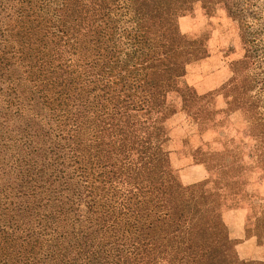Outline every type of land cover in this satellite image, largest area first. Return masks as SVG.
<instances>
[{"label":"trees","instance_id":"trees-1","mask_svg":"<svg viewBox=\"0 0 264 264\" xmlns=\"http://www.w3.org/2000/svg\"><path fill=\"white\" fill-rule=\"evenodd\" d=\"M190 10L188 0H0V80L12 105L27 92L42 117L37 198L55 209L49 238L0 240V264H251L223 217L247 208L222 210L209 181L177 175L207 163L169 124L184 111L200 125L190 103L208 92L185 80L208 57L180 28Z\"/></svg>","mask_w":264,"mask_h":264},{"label":"rangeland","instance_id":"rangeland-1","mask_svg":"<svg viewBox=\"0 0 264 264\" xmlns=\"http://www.w3.org/2000/svg\"><path fill=\"white\" fill-rule=\"evenodd\" d=\"M188 3L191 10L181 17L180 28L208 57L190 64L185 80L208 92L204 100L190 103L200 125L193 111V117L181 111L169 124L175 138L186 137L189 150L202 145L204 180L218 194L222 210L247 208L248 235L264 244V0ZM11 91L0 80V240L9 234L25 240L49 231L51 225L43 226L55 209L47 194L44 204L37 198L38 182L44 183L36 180L45 151L38 137L42 117L31 94H20L12 105ZM174 177L165 173L163 178L172 182ZM67 220L74 223L70 216ZM234 244L240 260L264 264V250L250 259L252 245L241 249Z\"/></svg>","mask_w":264,"mask_h":264},{"label":"crops","instance_id":"crops-1","mask_svg":"<svg viewBox=\"0 0 264 264\" xmlns=\"http://www.w3.org/2000/svg\"><path fill=\"white\" fill-rule=\"evenodd\" d=\"M181 180L184 183H195L204 180L205 178V169L203 168V164H192V165H182L179 166ZM247 211L244 209H232L227 210L223 213L224 220L230 234L232 237L236 239H240L238 242V246L241 249H245L246 247H250V254L246 256V258L254 259L256 254L260 253V251L264 250V246H260L258 244L257 238L253 242V236H245V221H246ZM248 243V244H247Z\"/></svg>","mask_w":264,"mask_h":264}]
</instances>
